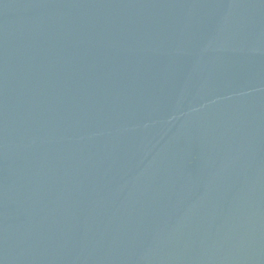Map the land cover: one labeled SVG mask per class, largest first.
Segmentation results:
<instances>
[{
    "label": "water",
    "instance_id": "water-1",
    "mask_svg": "<svg viewBox=\"0 0 264 264\" xmlns=\"http://www.w3.org/2000/svg\"><path fill=\"white\" fill-rule=\"evenodd\" d=\"M0 264H264V0H0Z\"/></svg>",
    "mask_w": 264,
    "mask_h": 264
}]
</instances>
